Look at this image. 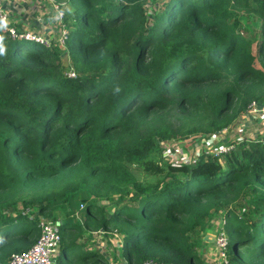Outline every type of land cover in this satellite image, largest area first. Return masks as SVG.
Instances as JSON below:
<instances>
[{"label":"trees","instance_id":"16d2710c","mask_svg":"<svg viewBox=\"0 0 264 264\" xmlns=\"http://www.w3.org/2000/svg\"><path fill=\"white\" fill-rule=\"evenodd\" d=\"M67 1L63 47L0 30V262L81 204L89 227L121 234L127 264H210L197 242L220 213L230 262L264 264V137L221 161L159 155L264 102V0H153L151 17L143 0Z\"/></svg>","mask_w":264,"mask_h":264},{"label":"built area","instance_id":"2783aa9c","mask_svg":"<svg viewBox=\"0 0 264 264\" xmlns=\"http://www.w3.org/2000/svg\"><path fill=\"white\" fill-rule=\"evenodd\" d=\"M62 1L64 3V0ZM62 1L55 2V11L57 17L59 18V28L57 33L58 35L56 36V38L54 37V41L59 47H63V40L67 34V29L64 26L62 20L63 10L59 6V4H62ZM0 17H3L7 20V27L4 29H6L11 34H14L15 30L8 19V12L3 4V0H0ZM18 36L39 41L44 45L49 44L48 39L43 38L36 32L27 29H23L18 34ZM66 74L72 76L74 73L71 69H69L67 70ZM232 125V127L227 126L222 128L218 132L211 133L207 137L202 136L198 139L199 143H194L191 145H199V147L203 146V151L205 153L218 157L219 159L222 153H226L230 148H232L233 144L238 139L264 137V102H256L255 100H251L247 104L245 113H243L241 116V122L238 127H235V123H233ZM244 127L247 128L245 130L250 134V136L246 135V137H240L238 135L242 131L240 128ZM235 128L237 132L233 131V129ZM184 145H190V143L186 142L184 143ZM161 146L166 149V154L171 157V159L168 158L167 161L173 163H187L188 161L190 162L195 159L194 155L191 153L193 150H179L178 148H181V143H178V141L176 140L162 142ZM186 154L189 155V158L183 159V155ZM220 219L221 225L219 226L218 224L216 231L213 233V249H211L210 252V264H232L226 252L227 236L223 228V224L225 221L223 218ZM37 225L38 234L34 241L22 251L11 252L8 258L4 262H0V264H54V257L58 252L60 242L59 226L55 221H46L43 218L38 221ZM140 264L172 263L157 261L155 259L149 258L145 259Z\"/></svg>","mask_w":264,"mask_h":264},{"label":"crops","instance_id":"0c3cea01","mask_svg":"<svg viewBox=\"0 0 264 264\" xmlns=\"http://www.w3.org/2000/svg\"><path fill=\"white\" fill-rule=\"evenodd\" d=\"M6 1L10 3L9 5L4 4L6 10L7 7H9L11 13L14 12L18 14L11 17L13 21H11L8 16L10 23L12 25L17 23L21 29H26L21 15L25 13V11L28 12L31 8H34L35 2L32 0ZM40 9L41 8H36L35 6V10L40 11ZM55 25L59 26L58 20ZM42 27L43 24L39 25L38 30L42 31ZM201 149L202 146L199 147V145H197V152ZM81 208V204H79V210L75 211V213L73 212L72 217L76 220V222L73 223H70L69 218H66L64 212L60 209L55 208L53 211V213H55V222L60 226V242L58 252L54 257V264H127V261L121 254L123 243L121 234L119 235L112 227H106L104 229L102 226L96 229L89 227L88 224L83 221L84 214ZM216 216L215 214L213 218L210 219V225L208 224V227H205L206 229L203 233V235H206L207 239H202V243H206V245L200 248V253L206 261L210 259V252L211 249H213L212 242H210V238L213 234L209 226H211L214 221L215 224H217ZM104 231H106L105 234H109L105 236ZM74 241L75 244H73ZM77 248L78 250L80 249V252H78ZM73 256H76V261L72 259Z\"/></svg>","mask_w":264,"mask_h":264},{"label":"rangeland","instance_id":"374dc122","mask_svg":"<svg viewBox=\"0 0 264 264\" xmlns=\"http://www.w3.org/2000/svg\"><path fill=\"white\" fill-rule=\"evenodd\" d=\"M32 1L35 2L36 8H41V9H40V11H37V10H35V6H34V8H31L28 12L25 11V13H23L21 15L22 16L23 24H24V26H25V28L27 30L36 32L41 37L48 39L49 44H51V43L54 42V37L56 38V36L58 35L57 34L58 33V29L57 28H59L58 25H55V23L59 19L57 17V15H56V11H55V8H56L55 1L54 0H47V1L32 0ZM59 1H62V0H59ZM153 2H154L153 0H143V3L145 5V8L147 10V13H148V16L149 17H151L153 15V12L157 8L156 7L157 4H155ZM3 4L9 5L10 3L7 2L6 0H3ZM59 6L62 8V10L64 12V14H63V17H64L65 14H66L67 8L69 7L68 1L67 0H64V3L62 1V4H59ZM7 12H8L9 19H11V21H13L12 18H11L12 16L18 15V14H15L14 12L11 13V10L9 9V7H7ZM41 24H43V27L41 29L42 31L38 30V27ZM251 49H252V52L255 53L254 43H252ZM59 61H60L61 65H63L64 67H67L68 66L67 65V57H66L65 54H61L59 56ZM254 65L256 67H259V63H258V61H257L256 58L254 60ZM235 121H236L235 122V127H238V125L241 122V116H238ZM240 129L242 130L240 132V134H238L240 137H243V136L246 137V135L247 136H250V134L245 130L247 128L244 127V128H240ZM233 131L234 132H237L236 128L233 129ZM189 138H191V137H189ZM173 139H175V138H173ZM186 139H187V137L184 138V139H182V140H179V139H175V140L178 141V143H180L182 141H185ZM170 140H172V139H165L163 142L170 141ZM159 144H162V142H160ZM189 146L190 145L181 146V148H178V149L179 150L191 151V149H192L193 146H190V147ZM159 155L161 156V159L162 160H165V159L167 160L168 158L171 159V157L166 154V149L163 146L160 147ZM188 158H189V155H187V154L186 155H183V159H188ZM219 160L221 161V158H219ZM131 166H132L131 168H132L133 172L136 174V176L138 178L142 179V178H145L146 177L144 175V173L142 172V169L141 168L137 167L134 164H132ZM102 202L105 203V204H109V202H107L105 200H101L99 203H102ZM16 206L18 208H20V203H17ZM111 211L112 210L110 208L109 213H111ZM216 215H217L216 216V222H217V224H215V221H214V223H212L211 226H209L211 228L210 230H211V233L212 234H213V232L216 231L217 225L218 224H219V226L221 225V222H220L221 219L220 218H223L224 217L222 213L216 214ZM224 221H225V219H224ZM107 230H109V229H107ZM105 232L106 231H104V234H105ZM108 234L109 233H106L105 236H107ZM205 245H206V243H202V241H200V243H199V241H198L197 242L198 251L200 250L201 247H203ZM77 250H78V248H77ZM239 251H242V249H239ZM78 252H80V249L78 250ZM72 259L74 261H76V256H73Z\"/></svg>","mask_w":264,"mask_h":264},{"label":"clouds","instance_id":"9594fccd","mask_svg":"<svg viewBox=\"0 0 264 264\" xmlns=\"http://www.w3.org/2000/svg\"><path fill=\"white\" fill-rule=\"evenodd\" d=\"M6 27H7V20L3 17H0V30H3ZM4 39H5L4 36L0 35V56H3L6 54V46L4 43Z\"/></svg>","mask_w":264,"mask_h":264},{"label":"water","instance_id":"95a60500","mask_svg":"<svg viewBox=\"0 0 264 264\" xmlns=\"http://www.w3.org/2000/svg\"><path fill=\"white\" fill-rule=\"evenodd\" d=\"M202 239H207V238H206V235H203V236H202ZM212 240H213V235H212L211 238H210V242H212Z\"/></svg>","mask_w":264,"mask_h":264}]
</instances>
